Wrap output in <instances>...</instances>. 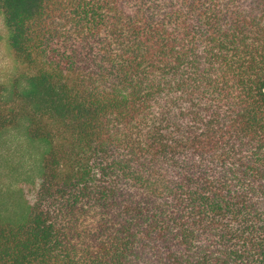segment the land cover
Listing matches in <instances>:
<instances>
[{
	"label": "trees",
	"instance_id": "obj_1",
	"mask_svg": "<svg viewBox=\"0 0 264 264\" xmlns=\"http://www.w3.org/2000/svg\"><path fill=\"white\" fill-rule=\"evenodd\" d=\"M0 12V134L44 145L0 264H264V0Z\"/></svg>",
	"mask_w": 264,
	"mask_h": 264
},
{
	"label": "rangeland",
	"instance_id": "obj_2",
	"mask_svg": "<svg viewBox=\"0 0 264 264\" xmlns=\"http://www.w3.org/2000/svg\"><path fill=\"white\" fill-rule=\"evenodd\" d=\"M17 74L4 15L0 12V83L10 89ZM22 83L26 85L25 81ZM43 148V144L26 138L22 128L8 129L0 134V208L6 213L20 210L23 200L32 195Z\"/></svg>",
	"mask_w": 264,
	"mask_h": 264
}]
</instances>
